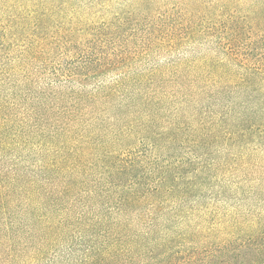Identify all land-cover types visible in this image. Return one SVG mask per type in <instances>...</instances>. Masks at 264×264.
<instances>
[{"label": "trees", "instance_id": "obj_1", "mask_svg": "<svg viewBox=\"0 0 264 264\" xmlns=\"http://www.w3.org/2000/svg\"><path fill=\"white\" fill-rule=\"evenodd\" d=\"M69 2L0 0V264H264V0Z\"/></svg>", "mask_w": 264, "mask_h": 264}, {"label": "rangeland", "instance_id": "obj_2", "mask_svg": "<svg viewBox=\"0 0 264 264\" xmlns=\"http://www.w3.org/2000/svg\"><path fill=\"white\" fill-rule=\"evenodd\" d=\"M67 13L68 15H74L75 14V0H70L68 7H67ZM66 13V12H63ZM60 12L61 15H65ZM64 19L63 17H61L59 20Z\"/></svg>", "mask_w": 264, "mask_h": 264}]
</instances>
